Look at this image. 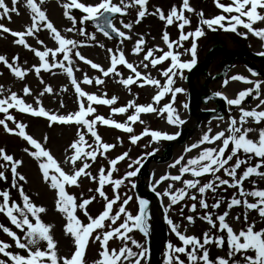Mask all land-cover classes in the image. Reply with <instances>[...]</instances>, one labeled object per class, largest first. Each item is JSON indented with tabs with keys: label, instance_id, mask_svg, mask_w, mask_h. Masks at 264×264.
<instances>
[{
	"label": "snow or ice",
	"instance_id": "obj_1",
	"mask_svg": "<svg viewBox=\"0 0 264 264\" xmlns=\"http://www.w3.org/2000/svg\"><path fill=\"white\" fill-rule=\"evenodd\" d=\"M21 2L22 0H10V6L6 0H0V20L7 19L10 21L12 14L20 15L18 6L21 5ZM45 3L46 0H23V6L30 11L31 24L26 26L24 31H13L3 23H0V32L4 34L10 33L15 38V44L32 51L39 58V66H33L37 77H39L41 70L52 72L53 68L62 69L70 78L71 85L75 89L78 98V110L68 114H57L46 110L39 97L45 93H53L51 86H45L44 90L39 93V96L35 99L37 106L34 107L33 104L26 103L23 97L10 89H8L9 95L3 97L5 89L4 86L0 85V97H3L0 98V113L4 114L3 118H0V127L3 128L5 133L22 138L30 146L25 147L23 151L36 161L43 182L49 186L50 190L56 193L54 201L55 211L61 214L65 220L63 232L72 241V251L67 256L60 254L58 241L54 238V225L46 223L42 219V214L48 211L47 208L35 204L25 192L23 184L20 183H27L26 177L18 171L23 166L24 161L15 158L13 154H9L6 148L0 147V161H2L0 162V181H7L8 176L5 173L10 171L11 188L17 190L19 197L23 201L21 207L20 204L12 200L8 189L0 190V214H4L16 229H20L24 233L23 241L16 232L3 224H0V230L14 241L16 248L26 252L25 255L13 254L8 250L12 245L0 241V254L8 258L11 264H88L86 253L89 243L92 241L100 244L98 258L92 261V264H142V261L144 264H149L150 248L129 235V233L134 231H139L144 237L150 235L149 221L151 216L149 213V201L142 198L138 199V211L134 214L127 210V205L132 200V197L125 194L124 199L121 200V195L118 192V189L124 185L126 180L135 189L136 184L131 181V178L138 175L145 157L141 156L133 160L128 165L131 170L127 171L122 178L113 179V173L118 171V163L129 157V153L124 152L118 157L109 160L110 167L106 174L105 169L101 168L98 176H94L88 171L92 163L96 162L98 156L106 158V154L116 147V145L102 140V137L98 134L97 125L109 126L131 134L130 141L133 145L137 144L145 136L151 137L152 141L176 139L179 133L170 135L165 132L150 130L147 127L141 134L137 135L134 134L132 125L136 122L143 124L144 121L140 119L141 114L150 113H157L160 116L166 113L167 123L170 125L180 126L186 123V121L181 119L178 110L174 107L177 94L183 93L185 90L181 87H174V85L177 77L184 79V70L190 71L196 65L198 47L196 40L205 35L204 26L211 31L222 29L225 32L237 33L245 38L247 33H251L264 42V27H254V25L264 23V0H230L228 4L222 3L221 0H214L216 7L229 15L221 14L212 18H205L203 11H200L198 13L199 26L194 31L187 33H185L184 29L191 24V20L186 17L185 12L192 13L196 11L191 7L190 0H182V5L179 8L176 6L171 7L167 15L160 8H156L154 12L149 13V0H119L118 3L114 2V0H98L96 3H85L82 0H64V2L59 3V6L63 9V16L72 24V27L67 28L66 31L69 33L78 32L81 36H87L92 41L96 40L95 34H87L83 27L76 28L78 21L71 14L72 9L79 10L82 13L79 20L81 25L90 21L105 37L112 38L111 33H115L121 38V43L124 40L131 39V37L115 27L113 20L117 14L120 16L128 15L130 9H136L137 11L135 24H140L146 15L158 16L159 20L165 22L166 27L176 23L180 33L177 40H172L167 30L162 34V40L167 46V51L159 47L145 50L143 46L146 41L143 36H140L135 42L133 54L145 52L143 59L134 65L126 59L122 50H118L117 54L109 48L107 52L110 54V66L107 69L92 60L86 59L77 50L81 44L61 34L49 19L47 11L43 7ZM233 13L235 15H232ZM120 23L124 29L131 30L133 27L132 23H125L123 20ZM238 27H243L247 32L238 33ZM45 29L57 43L58 47L56 49L46 48L45 50H38L28 44L26 37H34ZM190 38L192 39L191 46L185 49L184 52L190 54L191 59L183 61L181 57L184 53L179 52L177 49L183 48V42L188 41ZM37 42L39 44L44 43L39 39H37ZM99 47L103 48L104 45L100 44ZM58 53L63 54L61 60L56 59ZM258 54L264 56V52ZM50 56L51 62L49 60ZM73 57H77L85 64L90 65L92 69L98 70L103 77H120L118 83L129 91H131L130 86L133 84H137L141 88L145 85L155 86L158 91L152 97V103L147 105H139L133 99L125 106L111 107L117 104V96L114 95L111 98H107V93L103 96H98L82 89L81 84L91 85L95 82L97 85H102L105 81L99 76L95 77L94 80L90 79L87 74L83 76L82 81H78L73 71ZM18 61L19 56H15L10 62L8 57L0 55V64L9 69L16 78L23 80L29 70L22 68ZM165 61H170V63L166 69L161 71V75L165 78L163 84L159 79L153 78L150 74H142L138 70L141 66L147 69L149 65L155 68ZM118 65H123L133 75L123 78L117 70ZM252 75H256V73L253 72ZM231 80L254 85L253 88L239 91L236 97L232 99L227 98L220 92L214 94L215 97L224 99L229 106H237L240 111L239 119L230 117L228 128L225 131L217 132L215 135L211 134V128H209L208 132L203 134L197 143L185 149L186 152H190L194 148H199L201 144L212 145L216 141L221 142L216 147L204 148L198 156L187 160L181 166V173H190L193 177V179L183 181V188L172 191V185L170 184L163 193L157 192L156 186L162 181L181 180L180 175H164L159 181L155 182L152 186V191L161 199L163 197L169 198L170 203L165 208V213L173 205L184 200L185 197L196 201V195H189V190L191 189H195L199 193L200 199L198 203L200 208L204 210L219 209L221 204L225 203L223 197L212 204H209L205 198L207 193H216L217 189L222 186L238 189L239 196L244 199L241 200L233 196L227 201L226 210L222 214L216 215L215 220L213 213L209 211H205L204 215L199 217V219L206 221L211 226V229L225 233L226 235L224 236H212L207 231L202 234V239L195 235H186L180 231L178 224H175L170 218L167 219L170 231L175 234L181 245L176 246L171 241L166 244L163 264H264V228L257 229L256 220L249 222L247 211L243 214L246 226L238 232L227 222L230 210L241 204H243L245 209L255 211L259 220L264 222V189L256 188L255 181H250L255 190L245 191L243 187L244 182L249 181L252 177H259L264 180V126H259L264 124V98H261L260 91L264 82L252 81L242 75H234ZM39 82L41 84L44 83L42 79ZM228 83L229 80L226 78L222 86L227 87ZM22 91L25 97L32 94L28 86H25ZM62 91H67V89H62ZM253 93H255L254 96ZM169 94L171 96L169 103L164 104L163 107L155 106L159 105L161 100ZM248 97H253L259 101L256 108L249 110L240 107ZM211 98L209 97V99ZM93 104L110 106L112 114H126L129 109H132L133 112L127 116L125 122H118L111 117L105 118L103 115L96 114L97 109L93 107ZM63 106V103H61V107ZM183 107L187 109L188 104L185 103ZM10 109H15L19 113L30 114L36 118H46L50 128L54 125L77 127L76 139L65 150L66 153L71 154L66 155L63 161L64 165L70 166V171H65L61 163L45 146L48 137H44V143L39 142L26 131L27 124L18 122L9 113ZM88 117L92 118L89 119ZM249 119L254 121L259 127H246L245 125L248 124ZM9 122L13 126L10 127ZM85 129L86 132L84 131ZM87 134H90L91 138H93L92 143L85 139ZM120 142L122 143V141ZM147 146L145 145V147ZM154 154L155 150L152 153H146L147 156ZM253 158H259V162L252 164ZM183 159L182 155L170 167L181 164ZM78 162L80 163L79 167H77ZM238 170H240L239 173ZM221 171H223L224 176L230 179L217 175ZM206 175L211 176L212 179L201 183L200 178ZM82 177L98 184L94 191L104 201L103 211L95 217L89 213L87 206L97 199L96 195L84 198L83 193H81L78 198L69 191L72 187H82L80 184ZM106 185L113 187L114 195L112 198H109L104 190ZM226 190L227 188H225ZM92 191V189H89V192ZM247 197H253L254 202H249ZM118 202L119 205L114 212V205H117ZM78 210L83 214L87 222L80 218L77 214ZM189 210L193 213L197 212V204L193 203ZM180 212L183 215V208H181ZM29 214L32 219L29 218ZM185 219L189 224H194L196 218L189 215ZM234 219L239 221L241 217L238 215ZM118 221H120L119 224H117ZM113 239L121 241L122 246L118 249L110 247L109 242ZM128 241H131V244L138 251H134L132 247H129ZM225 244L228 247L226 257L210 256L208 246L215 245L217 249H223ZM181 254H183L185 259H181ZM0 264H8V262L5 259H0Z\"/></svg>",
	"mask_w": 264,
	"mask_h": 264
},
{
	"label": "rangeland",
	"instance_id": "obj_2",
	"mask_svg": "<svg viewBox=\"0 0 264 264\" xmlns=\"http://www.w3.org/2000/svg\"><path fill=\"white\" fill-rule=\"evenodd\" d=\"M6 2L10 5V0H6ZM64 2V0H46L45 5L43 6L47 11L49 19L53 22L54 26L64 35L66 38L74 39L81 46L77 49L81 52L86 59L92 60L93 62L101 65L105 69L110 66V54L107 52V49L111 48L114 53L118 54V50H122L126 56V59L135 64H138L145 54V52H141L139 54H133V48L135 46V42L139 39L140 36L146 41V44L143 46L145 50L147 48L159 47L163 48L167 51V46L164 44L162 40V34L165 30H167L170 34V38L172 40H177L179 38V29L174 23L172 26L165 25V22L159 20L158 16L146 15V17L141 21L140 24H135V19L137 18L136 9H130L128 15L126 16H118L113 20L115 27L119 28L121 31H124L126 35L130 36L131 39L124 40L121 43V38H108L105 37L99 30L93 27L89 22H86L84 25L79 23V20L82 16V13L79 10L72 9L71 14L77 18L76 28L79 29L83 27L86 30V33L91 35L95 34L96 40L92 41L87 38V36H81L78 32H67L66 29L72 27L71 22L63 16V9L59 6V3ZM85 3H96L98 0H82ZM114 2L118 3L119 0H114ZM222 3L228 4L230 0H221ZM182 0H149L148 3V11L149 13L154 12L156 8H160L167 13L170 8L173 6L181 7ZM190 5L196 11L189 13L185 12L187 18L191 20V24L186 26L184 31L185 33L189 31H194L199 26V16L198 13L203 11L205 18H212L216 15H229L223 13L221 9H218L214 3V0H190ZM11 6V5H10ZM20 15L12 14L11 20H0V23L8 26L13 31H24L26 26L31 24L30 20V11L23 6V0L21 5L18 6ZM232 15H235L233 13ZM123 20L125 23H132L133 27L131 30L124 29L120 21ZM178 23V22H177ZM254 27H264V23H259L254 25ZM205 35L200 37L197 40V62L203 61L208 49L215 43H221L229 48L234 49H248L253 52H264V42H262L259 38L255 37L251 33H247V37L245 38L242 35H238L237 33L225 32L222 29H218L217 31H211L204 26ZM238 33H246L247 30L243 27H238ZM14 37L10 34H4L0 32V55H5L9 58V61L12 62V59L15 56H19L18 63L20 66L28 71V74L23 80L16 78L9 69H7L3 64H0V85L4 86V94L3 97L9 95L8 89L16 92L19 96L23 97L26 103L33 104L34 107L36 97L39 96V93L42 92L45 86H51L53 88V93H45L43 96H40L39 99L42 105L46 110H50L51 112H55L57 114H68L70 112H74L78 110V98L75 93L74 87L71 85L70 78L66 73L63 72L62 69L53 68L52 72H47L41 70L39 77L35 74L33 66H39L40 61L39 58L35 56V54L24 48L21 45H17L14 43ZM27 42L32 47L37 48L38 50H45L46 48L56 49L58 47L57 43L51 38L50 33L45 29L37 33L34 37H26ZM37 39L42 40L44 43L39 44ZM192 43V39L190 38L188 41L183 42V48L177 49L179 52L184 53L181 57L183 61H188L191 59V55L185 53L184 50L190 48ZM100 44H103L104 47H99ZM63 58V54L57 55L56 59L61 60ZM51 62V56L49 57ZM73 71L75 77L78 81H82L83 76L87 74L90 79L95 77H101L104 79L105 83L102 85H97L95 82L91 85L81 84L83 90L88 93H94L98 96H103L107 93V98H111L112 96H117L118 101L117 104L111 107H121L125 106L129 101L135 99L136 103L139 105H147L152 103V97L156 95L158 89L155 86L145 85L143 88L138 87L137 84H133L130 86L131 91L124 88L118 80L120 77H103L102 74L96 70L92 69L90 65L85 64L83 61L79 60L77 57H73ZM227 57L216 54L208 68L205 72H202L197 75V85L199 91L201 93H205L207 91L213 90H221L227 94V96L232 99L235 98L239 91L246 90L248 88H253V84H246L241 81H232L231 77L234 75H242L249 80L258 81V77L252 76L245 65L244 59H237L233 62L232 68L230 72L227 74V79L229 83L227 87H223V81L221 78L210 81L207 84V88H204L203 85L206 81V78L210 76L212 73H218L224 69V65L227 62ZM254 65H257L263 72L264 66L259 61L250 60ZM67 63V62H65ZM147 63V62H146ZM170 61H165L164 63L157 65L155 68L149 67L144 69L142 66L138 69L142 74H150L153 78L159 79L163 84L165 82V78L161 75V71L166 69L169 66ZM79 69V70H77ZM117 70L121 73L123 78H127L129 75H133L131 71L125 68L123 65H118ZM189 70H184L183 76L184 79L176 78V83L174 87H181L185 91L183 93L177 94L176 102L174 107L178 110V113L184 121H188L192 114L189 112V98H188V85L186 83V77L188 75ZM204 71V70H203ZM43 80L44 83L41 84L39 81ZM28 86L31 89L32 94L29 96H24L22 89ZM67 89V91H62V89ZM261 98H264V83L261 85ZM255 93H253V96ZM0 97V98H3ZM171 100L170 94L165 96L164 99L161 100L159 105H155L156 107H163L164 104L169 103ZM61 103H63V107H61ZM187 103L188 108H184L183 105ZM259 103L258 100L253 97H248L242 103L240 107L245 109H253L256 108V105ZM212 103L207 105H200L201 109H205L207 107L212 106ZM93 107L97 109V113L99 115H103L105 118L111 117L118 122H125L127 116L132 114L133 110L129 109V112L126 114H112L111 107L105 105H95ZM258 110V109H257ZM9 113L12 114L18 122H22L27 124L28 127L26 131L32 135L39 142L44 143V137L47 136L46 147L51 151L53 156L57 159L58 162L61 163V166L64 167L65 171H70V166L64 165L63 161L66 155H70L71 153H66V149L76 139V126H60L54 125L51 128L48 126V121L46 118H36L32 117L27 113H19L15 109H10ZM4 114L0 113V118H3ZM230 116H235L239 119L240 111L238 107H235L231 114L227 113V116L223 120L211 121L208 119H203L201 124L196 127V129L188 136L187 140L183 144H175L172 150V159L166 161H156L150 167L149 175L144 179L143 191L145 194H139L137 190V186L140 183L139 173L136 177L131 178L132 182H135L136 187L133 189L131 187V183L126 180L124 185L118 189V192L121 195V200L124 199L125 194L132 197V200L127 205V210L133 212L134 214L138 211V199H147L149 203L156 206L159 214L161 215V220H154L152 217L149 221L150 223V235L148 237H144L139 231H134L133 233H129V235L137 240L141 244H145L148 247L149 242H155L160 245V264H163L165 259V250L166 244L171 241L174 245L180 246L181 242L175 236L174 233L170 231V226L167 223V219H172L175 224L180 226V231L186 235H195L202 239V234L204 232H209L212 236H224L225 233H220L216 229H211V226L207 224L206 221L199 219L201 215H204L205 211H209L213 213V218L215 220L216 215L222 214L226 210V203L233 196H236L238 199L243 200L244 198L239 196L238 189L228 188L227 186H222L217 189L216 193L209 192L206 195V200L209 204L214 203L217 199L221 197L224 198L225 203L221 204L219 209H209L204 210L199 206L200 195L195 189L189 190V195H196L197 200L192 201L185 197L184 200L180 201L176 205H173L167 213H165V208L168 207L170 201L168 197L157 198L158 196L155 194H150L152 191V186L156 181H159L160 178L164 175H180V181H171L164 180L156 186V191L163 193L166 189H168L169 185H172V191H175L179 188H183L184 180L193 179L190 173H181V166L184 165L187 160L194 158L199 155V153L207 147H216V143L209 144H201L199 148H194L190 152H186L185 149L191 146L194 143H197L203 134L207 133L209 128H211V134H216L218 131L216 128H220V125L224 127L223 131H225L229 126V118ZM92 117H89L91 119ZM141 120L144 121L143 124L136 122L132 125L134 128V134H141L142 131L147 127L150 130H157L161 132L168 133L170 135L177 134L180 128L183 125L176 126L170 125L167 123V114L165 113L163 116L158 115L157 113L150 114H141ZM253 123V124H252ZM254 121L249 120L248 124L245 125L251 127H259L262 125H254ZM9 126H13L11 122H9ZM216 127V128H215ZM86 132V129L84 130ZM98 134L102 137V140L109 144L116 145L115 148L110 150L106 154V158L103 156H98L95 163H92L91 168L88 170L94 176H98L99 170L101 168L105 169V174L109 169V160L114 159L121 155L124 152L129 153V157L123 161H120L117 165L118 171L113 173V179L122 178L125 173L131 169H129L128 165L133 160L144 156L145 159L147 157L146 153H152L155 150V153L163 154V151L167 148L169 143L172 140H159L152 141L151 137L145 136L137 144L133 145L130 141L129 133L121 132L118 129L114 128H102L97 126ZM227 134V133H226ZM254 135V134H250ZM119 138V139H118ZM89 143L93 142V138H91L90 134H87L85 137ZM122 141V143L120 142ZM145 145H148L145 147ZM0 147L6 148L9 154H13L15 158L22 159L24 164L18 171L26 177L27 183L20 182L24 186L25 192L31 197L32 201L38 206H44L47 208V213L42 214V219L46 223H51L54 225L53 233L54 238L58 241V249L61 255L67 256L72 251V241L69 237H66L63 232V226L65 224V220L55 211V198L56 193L53 190H50L49 186L43 182L41 173L38 169V165L36 161H34L30 156H28L23 149L25 147H30L22 138H19L14 135H9L4 132L3 128L0 127ZM183 155L184 159L181 161V164H177L175 167H170V165L174 164L177 159H179ZM144 159V160H145ZM2 162V161H0ZM91 163V161H89ZM144 161H142L143 163ZM259 162V158H253L251 161L252 164ZM231 163V162H230ZM80 166V163H77V167ZM243 167V166H242ZM240 170H238V173ZM8 176L7 181H0V190L8 189L10 191V195L12 200L16 203L20 204L21 207L23 205L22 198L19 197V194L16 189L11 188V174L10 171L5 173ZM222 178L230 179L229 177L224 176L223 171L218 173ZM201 183L208 182L212 179L211 176L201 177ZM250 181H255V187L264 189V180H261L259 177H252L249 181L244 182L245 191L255 190L253 184ZM80 184L82 187L76 188L72 187L69 191L75 194L78 198L81 193H83L84 198H88L92 195H96L97 199L93 201L90 205H88L89 213L95 217L100 212L103 211L104 201L102 198L98 196V194L94 191L98 184L90 181L88 178L82 177L80 180ZM225 188L227 190L225 191ZM89 189H92V192H89ZM105 192L109 198H112L114 195L113 187L111 185L105 186ZM153 192V191H152ZM249 202H254L253 197H247ZM193 203L197 204V212H190V207ZM119 202L117 205H114L113 211L115 212ZM181 208H183V215H181ZM248 212V220L249 222L256 220V228H264V222L259 220L258 214L255 211L247 210L243 207V204L240 206H235L230 210L229 216L227 217V222L230 226L233 227L235 231H239L243 227H245L244 223V212ZM150 213V212H149ZM80 218L87 222L86 218L83 214L78 210L77 213ZM192 215L195 217V223L189 224L185 219L187 216ZM240 216L241 219L236 221L234 217ZM151 216V214H150ZM29 218L32 217L29 214ZM123 219V217H122ZM107 223V222H106ZM120 221L117 222L119 224ZM218 223V221H217ZM0 224H3L9 227L12 231L16 232L18 236L21 237L23 241L24 233L20 229H16L14 225L10 223V221L6 218L4 214H0ZM186 229V231H185ZM211 229V230H210ZM99 231V230H97ZM95 235V233H94ZM0 241H4L12 245L9 251L13 254H21L25 255V250L18 249L15 247L14 241L8 237L2 230H0ZM110 247L119 248L122 246V242L116 239H113L109 242ZM128 246L132 247L134 251H138L134 245L131 244V241H128ZM210 250V256H221L226 257L228 247L225 244L223 249H217L215 245L208 246ZM100 250L99 242L90 241L87 253L86 260L88 264H92V261L98 258V252ZM0 259H5L8 264L11 262L8 258L4 257L3 254H0ZM181 259H185L183 254H181ZM142 264L144 262L142 261Z\"/></svg>",
	"mask_w": 264,
	"mask_h": 264
},
{
	"label": "water",
	"instance_id": "obj_3",
	"mask_svg": "<svg viewBox=\"0 0 264 264\" xmlns=\"http://www.w3.org/2000/svg\"><path fill=\"white\" fill-rule=\"evenodd\" d=\"M226 52L232 54L233 56H235L237 54V52H228V51H226ZM210 54H211V52H210ZM186 132L187 131L184 130L183 135L180 138L181 141H183L185 139ZM166 155L168 156V158L171 156V147L166 151ZM153 158H159V157L158 156H153L151 159H153ZM148 162L149 161H147V163L143 167V170H142L143 174L147 173ZM158 254H159V248L156 245H152V257L156 258V257H158Z\"/></svg>",
	"mask_w": 264,
	"mask_h": 264
},
{
	"label": "bare ground",
	"instance_id": "obj_4",
	"mask_svg": "<svg viewBox=\"0 0 264 264\" xmlns=\"http://www.w3.org/2000/svg\"><path fill=\"white\" fill-rule=\"evenodd\" d=\"M194 117L190 118L189 121L187 122L188 124H192L194 122ZM220 141H217L216 146L220 145ZM149 212L151 214V217L155 220L160 221L161 220V215L159 214L156 206L152 205L149 203Z\"/></svg>",
	"mask_w": 264,
	"mask_h": 264
}]
</instances>
